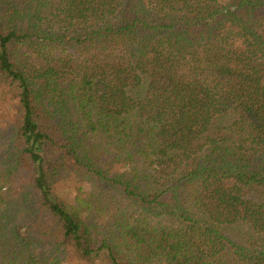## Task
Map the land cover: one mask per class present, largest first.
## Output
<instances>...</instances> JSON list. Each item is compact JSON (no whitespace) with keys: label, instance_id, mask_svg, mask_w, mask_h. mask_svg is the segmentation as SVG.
<instances>
[{"label":"trees","instance_id":"trees-1","mask_svg":"<svg viewBox=\"0 0 264 264\" xmlns=\"http://www.w3.org/2000/svg\"><path fill=\"white\" fill-rule=\"evenodd\" d=\"M0 81V264H264V0H0Z\"/></svg>","mask_w":264,"mask_h":264},{"label":"rangeland","instance_id":"rangeland-1","mask_svg":"<svg viewBox=\"0 0 264 264\" xmlns=\"http://www.w3.org/2000/svg\"><path fill=\"white\" fill-rule=\"evenodd\" d=\"M5 96V91H4V85L3 83L0 81V107L5 110L6 112H10L11 107L9 106V104L7 103V101L4 99ZM60 184L66 183V182H70V181H66L64 182V180L59 179L58 181ZM64 187V186H63ZM73 195V191L71 190L70 193H68L67 196L71 197Z\"/></svg>","mask_w":264,"mask_h":264}]
</instances>
